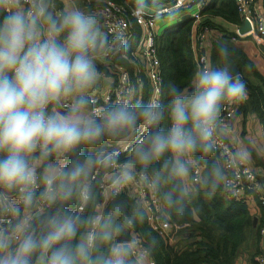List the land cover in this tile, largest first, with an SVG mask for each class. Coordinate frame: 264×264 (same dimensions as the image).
I'll use <instances>...</instances> for the list:
<instances>
[{
    "label": "clouds",
    "instance_id": "9594fccd",
    "mask_svg": "<svg viewBox=\"0 0 264 264\" xmlns=\"http://www.w3.org/2000/svg\"><path fill=\"white\" fill-rule=\"evenodd\" d=\"M217 54L222 65L186 85L157 79L145 101L127 80L97 106L108 66L129 60L126 37L77 0H0V264H154L155 238L137 231L149 205L183 218L251 160L222 119L247 85L232 74L230 45Z\"/></svg>",
    "mask_w": 264,
    "mask_h": 264
},
{
    "label": "trees",
    "instance_id": "16d2710c",
    "mask_svg": "<svg viewBox=\"0 0 264 264\" xmlns=\"http://www.w3.org/2000/svg\"><path fill=\"white\" fill-rule=\"evenodd\" d=\"M112 1L124 4L128 8H136L140 5L158 7L172 2V0ZM90 5L93 6L92 8L97 6L93 3ZM211 16H220L237 26L242 24L235 0H213L202 10L198 30L208 29V34L211 30H215L214 24L209 19ZM225 35L223 33L218 41L215 40L211 44L210 61L214 67L222 65L218 58L217 45ZM191 36L192 21L186 18L177 25L167 28L156 38L162 83L165 88L169 82L186 85L192 74L197 71L191 51ZM227 36L228 34L225 37ZM230 47L232 50L230 64H237L240 69L248 60L240 55L242 53L237 48L231 45ZM111 64H118L130 70L128 62L113 61ZM101 68L103 70L104 67L101 65ZM108 72L111 74L109 67ZM254 73L264 84V76L255 70ZM246 85L249 99L239 110L253 111L258 116L264 133V88ZM147 98L144 97V100L146 101ZM85 151L89 150L85 149ZM189 209L183 218H168L173 238L170 243L155 233L146 221L138 227L137 231L145 238L156 240L153 251L155 264H234L242 246L250 237L255 241V248L249 254L250 263L257 264L256 258L262 252L258 235L260 224L255 229L252 227V216L246 200L229 199L224 191H221L211 198L201 195L189 205ZM263 220L264 210L260 223Z\"/></svg>",
    "mask_w": 264,
    "mask_h": 264
},
{
    "label": "built area",
    "instance_id": "2783aa9c",
    "mask_svg": "<svg viewBox=\"0 0 264 264\" xmlns=\"http://www.w3.org/2000/svg\"><path fill=\"white\" fill-rule=\"evenodd\" d=\"M213 0H172L171 3L149 7V13L143 9L145 5L136 8H128L125 5H117L112 1H105L102 5L92 8L101 12L102 28L109 36L122 33L127 39L130 70L118 64H110L109 79L105 88L107 94H100L97 98V106L115 102L119 96L120 89L127 80L139 82L142 98L147 100L156 94L157 79L162 82L160 61L157 54L156 38L157 22L159 20H172L177 22L191 19L192 36L191 51L196 70L210 61V48L212 41L208 36V29L198 30L201 21V12ZM258 0H235L236 10L242 23L248 21L251 25L250 34L264 38V9L262 10ZM260 6V7H259ZM195 8V10H193ZM177 23V24H178ZM236 41V37L231 38ZM240 104V103H239ZM239 104H226L222 108V119L230 125ZM231 143L222 144L217 156L225 154ZM127 150L121 151V159L127 157ZM230 190L224 191L229 199H247V196L257 200L259 206L264 210V169L255 165L240 166L227 170ZM103 197V188L100 189ZM247 195V196H245ZM245 197V198H244ZM152 213L145 220L149 227L160 237L172 242L171 226L168 218H161L157 205L153 202L149 205ZM258 235L261 240L262 252L256 258L257 264H264V220L258 227ZM155 264V262H154Z\"/></svg>",
    "mask_w": 264,
    "mask_h": 264
},
{
    "label": "crops",
    "instance_id": "0c3cea01",
    "mask_svg": "<svg viewBox=\"0 0 264 264\" xmlns=\"http://www.w3.org/2000/svg\"><path fill=\"white\" fill-rule=\"evenodd\" d=\"M112 1V0H105ZM104 0H77L79 5L83 8H91V3L96 4L97 6L102 5ZM260 1V2H259ZM117 5H124L116 3ZM261 5L262 10L264 9V0H258ZM257 2V3H258ZM57 8H62L64 6V0H56ZM96 6V7H97ZM126 6V5H125ZM260 7V6H259ZM210 21L214 24L215 30H211L208 36L210 37L212 43L224 33L228 34L227 38L224 36L221 39V42L228 43L234 48H237L248 61L240 69L239 76L246 82L253 86H260L264 88V84L259 80L255 75L254 70L260 75L264 76V38L257 37L249 32L246 34H239L241 25H234L228 20L215 16L211 18ZM158 36H160L164 29L162 30L160 24H157ZM166 28V27H165ZM162 30V32H161ZM236 36V41H232L231 36ZM157 36V37H158ZM245 59V60H246ZM237 65V64H236ZM238 66V65H237ZM102 67H104L102 65ZM105 84H102V88H105ZM102 94V93H101ZM248 99L239 104L238 111L236 112L232 122L230 123L231 128L233 129V135L237 141H245L252 148V155L250 160V165L259 166L264 169V133L263 128L258 119V116L253 111H240L241 106H245L248 102ZM232 143V140H229ZM246 201L249 205V212L252 216V227L255 229L258 224H260L262 209L259 206L256 199L247 196ZM253 219H256V225H253ZM255 248V241L253 238H249L247 242L242 246V249L238 255L234 264H251L249 254L251 250Z\"/></svg>",
    "mask_w": 264,
    "mask_h": 264
},
{
    "label": "water",
    "instance_id": "95a60500",
    "mask_svg": "<svg viewBox=\"0 0 264 264\" xmlns=\"http://www.w3.org/2000/svg\"><path fill=\"white\" fill-rule=\"evenodd\" d=\"M144 10H146L147 12L151 13L152 9H149L147 6L143 7ZM187 18V17H185ZM251 30V25L248 21H244L242 27L240 28V32L239 34H246ZM230 68L232 71L233 76H239L240 74V69L238 68V66L236 64H230ZM107 84V82L105 83V85ZM253 225H256V219H253Z\"/></svg>",
    "mask_w": 264,
    "mask_h": 264
},
{
    "label": "rangeland",
    "instance_id": "374dc122",
    "mask_svg": "<svg viewBox=\"0 0 264 264\" xmlns=\"http://www.w3.org/2000/svg\"><path fill=\"white\" fill-rule=\"evenodd\" d=\"M193 10H195V8H193ZM177 18H175V20L174 19H172V20H159L158 22H157V24H160V26H161V28H162V30L164 29V30H166L167 28H169V27H173V26H175V25H177V20H176ZM166 27V28H165ZM162 30H161V32H162Z\"/></svg>",
    "mask_w": 264,
    "mask_h": 264
}]
</instances>
